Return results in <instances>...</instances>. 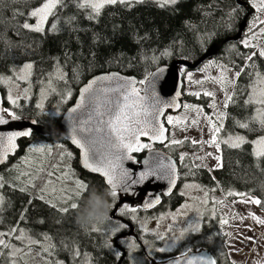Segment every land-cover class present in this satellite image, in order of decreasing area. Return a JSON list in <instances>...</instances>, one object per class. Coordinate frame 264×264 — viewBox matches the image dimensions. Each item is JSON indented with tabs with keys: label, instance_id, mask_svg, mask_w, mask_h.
<instances>
[{
	"label": "snow or ice",
	"instance_id": "1",
	"mask_svg": "<svg viewBox=\"0 0 264 264\" xmlns=\"http://www.w3.org/2000/svg\"><path fill=\"white\" fill-rule=\"evenodd\" d=\"M147 0H12L13 7L19 9L23 6L24 10L13 11V15H18L22 18V23L18 24V28L26 30L31 33H45V25H48L49 34H57L62 29L59 27L61 23L72 26L77 21L78 15L82 14L83 18L99 23L100 17L104 10L110 6L122 5L131 9L136 4L146 3ZM160 7L168 5H175L180 0H153ZM251 7L255 10L252 23L247 26V38L243 39L241 43L244 48L255 49L251 53H240L241 60L247 61L246 66L239 67L235 72L234 78L229 79L226 75L231 69L226 65L219 64L216 61H210L208 67L215 66L219 72V77H208L212 83L218 84L221 91L224 93L222 108L219 107L215 101L216 93L214 91H196L190 93L199 98L201 95L211 97L212 101L208 107L213 111L212 113H204L203 107H196L189 104H184L182 107L194 113L192 119L184 117H173L171 114L166 115V109H179L181 105L176 103L175 99H165L157 91L156 81L159 79V70L150 73L145 79H134L120 75L119 73H105L103 75L94 76L79 89L78 100L74 107L67 110L68 120L71 124L70 132L67 139L80 150L79 161L81 166L90 173L101 175L109 190L111 198L117 197V189L127 195H138V189L143 187L147 182L152 181H167V191L165 195H170L177 183V165L172 158L154 147L156 143H160L165 147L171 148L173 145H183L190 142L192 145L197 143H205L209 147H215L217 152L221 151V144L227 145L232 149L244 150L245 145L251 147V151L247 154L254 158L256 167H258L262 174H264V71H261L254 57L264 59V47L259 44V36L264 35V28H258V25H264V20L259 18L260 13H264V0H249ZM71 4L77 12H74L66 19L60 15V9L67 8ZM244 11L243 6L238 3L233 5L226 15L228 16L227 26H231L232 21L237 15ZM109 15H114L109 13ZM53 21L49 24V18ZM34 20V23L29 21ZM223 20V18H222ZM118 26L113 25V32L115 33ZM86 31L79 27H70L69 32L78 33ZM20 33L17 32V35ZM0 39H3L0 36ZM80 48H83V43L79 35L74 37ZM256 41V43H253ZM139 42V41H136ZM98 43H110V40L105 37L101 39L99 33L93 31L92 47L89 49V55L92 60H89V67L93 66V62L97 56L95 50ZM31 47V45H29ZM233 49L236 45H231ZM164 55H171L165 50ZM80 55L83 53L81 51ZM63 57L66 63L73 62V54L68 50L65 44V51ZM34 65L32 62L21 63L18 66L9 70V74H0V85L15 86L18 91L14 96L11 93V88L7 93V101L10 107L0 106V126H6L12 122H20L22 116L17 113V109L22 108L21 99H28V87L20 88V82L25 85L33 83L31 80L32 69ZM76 65L73 66V76L69 79L67 71L63 70L60 64V59L56 58L54 62V71L50 72L45 78L47 84L41 82L40 86L45 88L46 92L58 94L63 102L72 96L71 82H79V73ZM204 69H201L203 71ZM189 82L192 81V76L185 72ZM242 75H247L249 83L244 87L235 84V79ZM39 79V78H37ZM197 85H202L204 80L194 81ZM229 86H232V92H229ZM180 93H176L179 96ZM243 95L244 98L240 101V105L245 110L251 109L255 114H250L247 117H242L239 120H233V125L236 128L245 130L244 134L229 133L226 138H222L220 133L224 131V121L232 117L225 111L229 105L236 104V96ZM42 108V104L37 105ZM201 116H203L204 126L210 130V139L203 142L196 140L188 141L176 139L175 133L166 124L172 128H178L180 131H187L189 125H200ZM33 123H35L33 121ZM203 130V127L201 128ZM254 133L253 139H248L247 134ZM32 135L31 129L22 130H0V164H3L10 155H14L18 150V140L20 138H28ZM146 138V142L144 139ZM167 141V143H165ZM147 150L148 156L146 159H138L134 153H141ZM52 148L29 147L28 155L21 160V165H27L30 170H21V166L17 165L14 170L17 175L14 181H19L24 184V187H19V191L25 192L28 187L36 189L41 193L38 197L40 200H45V193L49 185L54 184L52 177L55 176L56 181L67 180L69 176L72 178L73 184L77 189L85 191L88 184L81 181L72 170L71 165L67 166V171L61 167L65 162V158L71 160L73 153L62 150L57 154L55 160L50 159ZM32 154H39L42 159H36ZM207 156H213L212 153H207ZM217 161V168H222V157L216 155L213 157ZM181 162L189 159L187 154L179 156ZM195 159L203 160L202 157H195ZM130 165V166H126ZM59 173V175H57ZM195 175V172H192ZM214 179V178H213ZM7 181L3 175H0V189L5 188ZM186 189L191 185H185ZM199 187V186H196ZM216 185L212 191L219 189ZM205 192V200L201 203H207L208 189L200 188ZM55 192V188H53ZM180 195H185L181 192ZM225 197H239L233 203L240 204H254L260 206L262 198L253 196L251 191H237L235 189H224ZM4 203V196L0 195V205ZM49 203V201H45ZM161 203L160 196L148 191L145 192V199L142 201L141 207L144 210L154 208ZM214 205H223L224 200H214ZM81 205L72 203L70 209L77 211ZM52 208H56L55 203H51ZM188 205H184L187 208ZM69 208H62L59 211L67 213ZM26 213V209L23 210ZM137 207H130L127 203L120 208V216L123 217L126 212L136 213ZM215 211V209H214ZM183 212V209H181ZM258 223L264 224V220L255 217ZM243 219V217H241ZM21 221L27 219L26 215L20 217ZM133 219H136L133 216ZM172 219H176L173 215ZM43 224L45 221L39 219L37 221ZM107 227L103 231L104 236L111 234L116 237L115 243L127 245L130 252L136 251L140 246L136 244L135 240L130 241L127 237L121 238L119 234L124 232L127 225L124 224L120 218L109 216L107 219ZM222 224L227 225L228 219H221ZM143 231L148 229L143 227ZM91 232H100L98 226L90 227ZM173 231L172 228L168 229ZM200 227L193 221L189 227L180 232L177 237H170L166 242V247H160L155 251L160 253L170 252L176 245L178 240H182L186 233L199 232ZM159 240H165V236L159 232L155 233ZM11 237L12 241H19L21 245L31 248L32 245H39L45 254L51 255L56 251V244L51 243L52 237L47 233L42 235V238L37 239L30 236L24 228L12 226L8 231H0V256L5 259L11 258V264H18L17 257L25 251V247H18L15 243L10 242L7 238ZM62 248H67V251L72 253L71 259L76 260L82 258L84 264H91L90 257L86 253H81L78 248H73L61 242ZM135 245V247H133ZM106 247L111 251L114 258L119 261L122 259L121 251L112 247L111 243L106 242ZM137 264L141 262L136 258ZM51 264H64L63 261L53 260ZM170 264H217L216 260L209 256L194 254L191 247L183 246L180 250V255L176 256Z\"/></svg>",
	"mask_w": 264,
	"mask_h": 264
},
{
	"label": "trees",
	"instance_id": "2",
	"mask_svg": "<svg viewBox=\"0 0 264 264\" xmlns=\"http://www.w3.org/2000/svg\"><path fill=\"white\" fill-rule=\"evenodd\" d=\"M237 3L243 6L244 11L235 17L229 27L227 26L228 16L226 13ZM20 10H24L23 6L19 9L14 8L12 0H0V36L3 37V39H0V74H9L10 69L21 63H33L32 78L35 95L33 94L34 96L30 100L21 99L22 108L17 109V113L22 118H35L40 124L47 127L60 125L63 113L74 103L80 87L98 74L118 71L126 75L135 76L139 80L145 79L159 66L170 64L174 60L195 61L199 59L213 44L220 45L219 52L213 58L206 60L203 65L210 60H214L237 71L239 67L246 66L248 63L241 60L239 54L251 53L255 50L253 48H244L241 43L245 38L246 30L241 39L225 42L228 37L238 33L240 24L246 15L253 12L248 18L249 24V20L254 14V9L251 7L249 0H240V2L238 0H180L179 3L166 7H160L153 0H147L146 3L136 4L131 9L118 4L107 7L100 17L99 23L90 22L80 14L72 26L65 25L62 22L59 25L62 30L57 34H49L48 25H45V33L43 35L18 28V24L22 23V18L18 15L14 16L13 11ZM59 11L63 21V19L78 10L69 4L67 8ZM109 13L114 15H109ZM52 21L53 18L50 17L48 23L51 24ZM29 22L33 23L34 20ZM113 25L118 26L115 33L113 32ZM70 27H79L86 31L70 34ZM93 31L99 33L101 39L107 37L110 43H98L95 48L97 56L93 66L89 67V60H92L89 55V49L92 47ZM17 32L20 34L17 35ZM76 35H79L83 43L82 49L74 39ZM65 44H67L68 50L73 54V62L66 63L64 60ZM233 44L236 45L235 49L231 47ZM165 50L170 52L171 55H164ZM81 51L83 53L82 56L80 55ZM56 58L60 59V64L63 70L68 72L70 80L73 76V66H78L79 82H71L70 87L73 94L69 101L63 102L58 94L49 92L45 102L42 104L43 107L38 108L37 105L40 103L38 102L37 93L42 87L40 86L41 82H44L45 85L47 84L45 78L50 72L54 71ZM254 59L258 68L264 71V59L259 57H254ZM203 65L200 67H203ZM181 70L185 76L188 68L181 66ZM248 83V76L242 75L235 84L244 87ZM0 89L5 97V88L0 85ZM243 98V95H237V103L229 105L225 110L232 118L224 121V131L220 133L222 138H226L227 134L233 132L244 134L245 130L234 127L233 120H239L242 117L255 114L250 108L245 110L239 106ZM211 101V97L201 95L197 98L184 91L183 105L189 104L203 107L204 113H212L213 110L208 107ZM4 104L5 107H10L6 98ZM58 107H63L60 115L55 113ZM247 137L254 138L255 134L248 133ZM37 138H41V136L33 133L29 140H22L17 155L14 158H10L0 170L26 152V145ZM48 140L55 141V145H60L58 147L61 150L68 148V143L59 137H51ZM187 140L191 141L190 139ZM177 146L180 150H185L184 154L186 153L189 157V159L184 161V164L186 165L187 162L191 163L187 167V171L189 170L193 180L200 182L208 190L212 186L219 185L220 187L216 191L219 192L221 190V193H224V189L251 191L253 196L262 198V204L258 207L264 212V174L256 167L254 158L247 154L251 151L249 145H245L244 150L241 151L221 144V157L224 166L214 171L217 181L213 179V175L207 169L195 165V157L200 150L198 143L192 145L190 142H186L182 146ZM164 149L177 157V153L173 152L171 148L165 147ZM57 154L55 150L50 159L55 160ZM139 157L141 158L142 155H139ZM68 161L70 160L65 158L64 164ZM8 171L7 168L6 172ZM192 172H195V175ZM80 178L88 184L87 190L76 201L80 205L93 188L98 191H103L107 188L100 176L84 172L80 174ZM20 185L23 187L22 183L18 184V186ZM2 191L4 203L0 207V218L8 219L2 222L4 228L9 229L12 226H18L24 227L28 231L31 228L30 236L33 238L40 239L43 234L47 233L52 237L51 243L56 244V251L51 255L45 254L39 245H33L34 253L38 254L40 262L27 263L18 256V264H51L53 260L63 261L64 264H80L83 260L82 258L72 260V255H66L67 253L64 252L65 250L67 251V248L61 250L62 241L66 245L78 248L81 253L91 251L94 264H115L111 251L105 247L103 233L101 231L91 232L90 228L86 231L79 228L75 223L76 212L70 208L67 213L59 211L64 206H58L57 203L60 201L57 199V207L52 208L50 202L45 203V201H48L46 196L45 200L33 199L35 195L38 197L41 195L36 189L29 188L25 192H21L19 188L6 185ZM29 193H32V196H29ZM227 198L233 200L236 197ZM67 207H70V205H67ZM25 209L27 210L26 213L23 211ZM10 213L11 216L8 217ZM22 215H26L27 219L21 221L20 217ZM39 219H43L45 222L40 224L37 222ZM210 226L211 222L209 225L206 223L203 228L206 247L213 252L218 264H236L230 257L225 235L220 232L219 228L218 233L214 236L209 231L211 230V228L209 229ZM213 237H215L217 245H215L216 243L207 242L208 240L212 241ZM146 244L145 247L147 246ZM26 249L29 248L26 247ZM176 250L180 252L181 249ZM149 253L147 249L146 254L149 255ZM146 254L143 253L141 256L143 264H149ZM131 257L130 254L129 261L127 258L123 264H137L135 263L136 261H132ZM165 259L166 257L162 259L158 255L156 258L157 261ZM8 264L11 263L9 262Z\"/></svg>",
	"mask_w": 264,
	"mask_h": 264
},
{
	"label": "rangeland",
	"instance_id": "3",
	"mask_svg": "<svg viewBox=\"0 0 264 264\" xmlns=\"http://www.w3.org/2000/svg\"><path fill=\"white\" fill-rule=\"evenodd\" d=\"M255 11V10H254ZM253 13V12H251ZM254 16V14H253ZM252 18L249 20V24L252 23ZM259 18L261 20H264V13L259 14ZM35 22V21H34ZM33 22V23H34ZM247 24V26L249 25ZM258 28H264V25H258ZM248 28L246 27L245 33H247ZM247 36L245 34L246 39ZM253 43H256V41H253ZM259 44L264 47V35L259 36ZM213 58V57H212ZM211 59V58H210ZM209 60V59H208ZM214 61V60H210ZM208 61L203 67L197 68V69H188L186 72L192 76V81L189 82L187 79V76H184V91L185 93H192L196 91L203 92L205 90L207 91H214L216 93L215 101L219 107H222L223 99H224V93L221 91V87L218 84L212 83L208 77H219L220 70L215 67H208ZM201 69H204L201 71ZM231 70L226 73L229 79L234 78L236 70L230 68ZM32 75H33V69H32ZM31 75V80L33 81ZM196 80H204V83L202 85H197L194 83ZM237 79H235L236 82ZM5 90V98L7 99V93L9 91V88H11V93L15 96L17 94L18 89L15 86H9V85H2ZM25 86L28 87V99L30 100L35 95L34 85L31 83L30 85H25L24 82H20V88H24ZM232 86H229L228 91L231 92ZM34 94V95H33ZM38 94V102L40 104H43L49 94V92L45 91V88L42 86ZM71 98V97H70ZM70 98H67L69 101ZM66 100V101H67ZM65 106V105H64ZM193 106V105H192ZM197 107V106H196ZM63 107L56 108L55 113L56 115H60L62 113ZM173 115V117H184L187 116L188 119H192L194 117V113L190 112L187 109H182L178 113H169ZM203 127V130L201 128ZM170 130L175 133L176 139H190V140H196L198 142L207 141L210 139V130L207 126H204V120L203 116H201V122L200 125H189L187 128V131H180L178 128H172L169 126ZM51 138V137H50ZM248 138V137H247ZM49 138H44L41 136V138H37L36 140H32L29 144L26 145L24 153L19 155L15 160L10 162L7 167L0 170V175H3L5 177V180L7 181V185H10L14 188H19L18 184L19 181H14V178L17 175V171L14 170L17 165L21 166V170H30L27 165H21V160L28 155V148L29 147H41L44 146L46 148H52V154H54V151L56 150V154L59 150H61L57 144L55 145V141L48 140ZM253 139V138H248ZM200 145V150L197 152V156L202 157L203 160L196 159V162L199 166L204 167L207 169L212 175H214L215 169H217V161L213 158L216 155L221 156V151L217 152L215 147H209L205 143H198ZM67 151L68 148H66ZM62 151V150H61ZM27 153V154H26ZM207 153H212L213 156H207ZM36 159H42L39 154H32ZM196 156V157H197ZM57 157V156H56ZM14 158V157H13ZM71 165L70 161L67 163H63L61 165L62 168H64L67 171V166ZM8 168V172H6V169ZM59 175V173L57 174ZM52 180L54 181V184L49 185L47 192L44 194L46 198H48V201L50 203L56 204V199L60 202H58V206H64L67 207V205H71L72 203H76L78 197L82 193L81 190L77 189L76 186L72 182L71 176L67 180L63 181H56L55 176L52 177ZM18 183V184H17ZM23 187L25 186L22 184ZM22 187V186H21ZM31 188L28 187L27 190ZM53 188H55V192H53ZM0 195H3L2 189H0ZM205 192L201 191L198 188H191L188 191V201L185 203V205H188L187 208L180 207L179 211L175 212H164L162 213L158 219L148 218L147 216L142 215H135L136 219H133L137 224L138 227L141 229V235L145 239L143 242L147 241L146 243H149L152 246H156L157 248L160 247H166V242L169 240L170 237H177L179 236L180 232L183 231L185 228H187L193 221L200 225L201 221V214L203 213L202 209V201L205 200ZM220 199L224 200L223 205H215V209L217 214L221 219H228L229 223L227 225L222 224L220 222L219 228L220 232L225 235L226 237V245L230 254V257L236 264H252V261L256 259L258 256H264V224L258 223L257 219L254 218L253 215L255 214V217H258L260 220H264V212L254 204L246 203V204H240V203H233V201L238 200L239 197H236L233 200H229L227 197L224 196V193H221V190L215 193V200ZM0 205V207H2ZM181 209H183V212H181ZM175 215L176 219H172V216ZM11 216V213L8 217ZM133 217V216H132ZM243 217V219L241 218ZM6 218L1 219L0 218V231H8L7 228H4L2 226V222H5ZM107 224V222L105 223ZM141 224H143L144 228H147L148 231H143ZM24 228V227H21ZM172 228L173 231L169 232L168 229ZM27 233L30 235L32 229L30 228L29 231L24 228ZM159 232L160 234L165 236V240H159L155 233ZM189 233H186L184 240ZM150 236V237H148ZM10 242L15 243L18 247H25L24 245H21L19 241H12L11 237L7 238ZM182 240H178L176 245L172 248L174 250ZM144 242V243H145ZM145 245V244H144ZM148 247V245H147ZM156 248V249H157ZM171 250V251H172ZM0 251H3V249H0ZM132 257H136L135 253L132 252ZM23 261L27 263H39L40 259L38 254L33 250V245L30 249H26L23 253L19 256ZM131 257V259H132ZM141 264H143L142 257H136ZM132 261L137 260L132 259ZM11 263V258L5 259L4 257L0 256V264H8ZM46 262L49 263L48 260ZM80 264H84V260Z\"/></svg>",
	"mask_w": 264,
	"mask_h": 264
},
{
	"label": "flooded vegetation",
	"instance_id": "4",
	"mask_svg": "<svg viewBox=\"0 0 264 264\" xmlns=\"http://www.w3.org/2000/svg\"><path fill=\"white\" fill-rule=\"evenodd\" d=\"M67 147H68V150L73 153V158L70 160V163H71V168L76 173V176L81 180L80 174L85 172V173H88L91 175V173L84 170V168L81 166V163L79 161V151L76 148H74L73 146H71L69 143L67 144ZM154 147L156 148L158 146H154ZM160 148L165 150L164 149L165 146H162ZM171 149L173 150V152L177 153V157L173 153L168 152L167 150H165V151L168 152L169 154H171L175 158V160L177 161V164L179 167L178 184H177L175 190L170 195L163 196L162 202L159 205L155 206L154 208L144 210L141 207L142 201L144 200L143 195L136 198V196L127 195V194L122 193L121 191H117V197L115 199L111 198L112 208H111V211L109 213V216L118 217L121 219V221L124 224L127 225V228L124 230V232H122L119 235L121 236V238L127 237L130 241L135 240L136 244H138L140 246L136 251H134L136 257L141 258L143 253L146 254L147 249H148V251L150 253H149V255L148 254H146V255L148 256V259H149L148 263L149 264H156L158 262H164V261L170 260L172 258H175L176 256H179L180 252H178L176 249H182V245L187 246V247H191L193 249V252H198V251H201L204 249H208L205 245V241H204L205 233L203 231L204 225L206 223L209 225L211 222V226L209 227V229L211 228V230H209V231L212 232L214 236H216V234L219 231L218 229H219V224H220V217L216 212L215 205L213 204V201L215 200L216 191H212V189L214 188V186H212L209 188V190L207 192L208 202L202 204L203 213L201 214V221H200V225H199L200 231L199 232H190L187 235V237L184 240H182L181 243L174 250H172L170 252H166V253L157 252V251H155V249L157 248L156 246H152L149 243L146 244L143 242V240L145 238L142 237L141 232H140L141 229L138 227V224L133 220L132 216H135L138 214V215H142V216H147L148 218L158 219V218H160L159 216L164 212L174 211V213H175V212L179 211L180 207H184L185 203L188 201L187 195H188V191L191 188H198V189L204 188L200 182L193 180L191 174L189 173V170L187 171V167H189L191 163L187 162L185 165L184 161L183 162L180 161L179 156L182 153L184 154L185 150H180L177 145L172 146ZM195 165L199 166L197 164V162H195ZM185 185H191V187H188L186 189L184 187ZM196 186H199V187H196ZM83 192L84 191H82L81 194H83ZM181 192H184L185 195H183V196L180 195ZM28 195L32 196V193H29ZM124 198H126L127 200L123 204L127 203L130 207H133V206L137 207L138 211L136 213L126 212L124 214V216L121 217L120 216V208L123 206V204H122L117 209L114 216H112V212L114 211V209L116 208L118 203L121 200H123ZM33 199H38V196L35 195L33 197ZM63 208H70V207H63ZM214 209H215V211H214ZM132 226L134 227V233H132L129 236H126V234L131 230ZM98 227H100L101 232L103 233L104 229L107 227V224H101V225H98ZM148 237H150V236H148ZM103 240H104L105 247H106V242H107V243H111L112 247L121 251V253H123V250H125V252H126L125 260H127V258H128V261H129V256H130V254H132V252L129 254L130 250H129L127 245L115 243L116 237H113L111 234H109L108 236H104ZM207 242H211V243L215 244L216 239H215V237H213L212 241L208 240ZM144 244L148 245V247L146 246L147 247L146 248ZM215 245H217V243ZM133 247H135V245H133ZM106 248H108V247H106ZM208 250H210V249H208ZM64 252L67 253L66 255H69V256L72 255L71 252H67L66 250ZM210 252L213 254V252L211 250H210ZM85 253L88 254V256L90 257L91 264H94L92 261V259H93L92 252L86 251ZM157 255L162 259L166 257V259L162 260V261H157L156 260ZM213 256L215 257L214 254H213ZM113 259H114L115 264H117L118 261L114 258V256H113ZM215 259H216V262L218 264V260L216 257H215ZM125 260H124V262H125Z\"/></svg>",
	"mask_w": 264,
	"mask_h": 264
},
{
	"label": "water",
	"instance_id": "5",
	"mask_svg": "<svg viewBox=\"0 0 264 264\" xmlns=\"http://www.w3.org/2000/svg\"><path fill=\"white\" fill-rule=\"evenodd\" d=\"M240 2V0H238ZM251 12L246 15V17L244 18V20L242 21V23L240 24L239 27V31L236 35L232 36V37H228L225 42H229V41H237L239 39H241L243 37V33L246 30L247 24H248V18L250 17ZM219 48L220 45L219 44H213L206 52L203 56H201L199 59L195 60V61H187V60H182V59H177L172 61L170 64H164L159 66L157 69H155L152 73L157 72L159 70H163L162 72H160V76L159 79L156 81V85H157V91L159 92V94L165 98V99H175L176 103L181 105V108L179 109H166V115L169 113H177L179 111L182 110V105H183V100H184V74L183 71L181 70V66H185L188 69H197L198 67H200L206 60L214 57L215 55L218 54L219 52ZM106 73H119L122 76L128 77V78H134L139 80L137 77L132 76V75H126L123 73H120L118 71H111V72H106ZM105 73H101L98 75H103ZM96 75V76H98ZM93 78V77H92ZM91 79V78H90ZM89 79V80H90ZM176 93H180L179 96H176ZM79 94V92H78ZM78 94L74 100V103L68 108H72L75 106L77 100H78ZM4 93L3 91L0 89V106L5 107L4 104ZM67 109V110H68ZM67 110L63 113L62 118H61V123L59 126L56 127H47L44 126L42 124H40L37 119L35 118H22V120L20 122H12L6 126H0V130H4V131H9V130H22V129H31L32 130V134L33 133H37L38 135L44 137V138H50V137H59L64 139L65 141H67L71 146H73L74 148H76L69 139H67L68 134L70 132V128H71V124L68 120V112ZM33 121L35 123H33ZM166 127L169 128V126L166 124ZM32 137V135L28 138H20L18 140V150L15 152L14 155H10L9 158L3 163L0 164V168L3 167V165L10 159L13 158L17 155L19 149H20V142L22 140H29ZM145 140L146 142V138H142ZM165 143H167V141H165ZM154 146H158L155 149L157 151L163 152L167 155H169L173 162L176 163L177 165V183L176 186L178 184V176H179V167L177 164V161L175 160V158L169 154L168 152H166L165 150H163L162 144L160 143H156ZM77 149V148H76ZM79 151L80 154V150L77 149ZM133 155H135L138 159H146L148 156V152L147 150L141 152V153H134ZM139 155H142L141 158H139ZM126 166H130V165H126ZM85 170V169H84ZM87 171V170H86ZM89 172V171H88ZM90 173V172H89ZM97 176H100L101 178H103L101 175L96 174V173H91ZM104 179V178H103ZM214 179L216 180V178L214 177ZM105 181V180H104ZM176 188V187H175ZM175 188L172 190V192L175 190ZM117 191H120V189H117ZM151 191L157 195L160 196L161 202H162V198L163 196H168L165 195L164 193L167 191V181H152V182H147L143 187H140L138 189V195H136V198L140 197L141 195L144 196L145 199V192ZM171 192V193H172ZM127 199L124 198L123 200H121L118 205L116 206V208L114 209V211L112 212V216H114L115 212L117 211V209L126 201ZM157 206V205H156ZM132 233H134V227H131V230L126 234V236L131 235ZM194 254L197 255H204V256H209L212 259L216 260L215 257L213 256V254L210 252V250L208 249H204L198 252H194ZM126 258V252L125 250H123L122 253V259L118 261L117 264H123L124 260ZM174 258L164 261V262H158L156 264H170V261H172Z\"/></svg>",
	"mask_w": 264,
	"mask_h": 264
},
{
	"label": "clouds",
	"instance_id": "6",
	"mask_svg": "<svg viewBox=\"0 0 264 264\" xmlns=\"http://www.w3.org/2000/svg\"><path fill=\"white\" fill-rule=\"evenodd\" d=\"M111 207L109 190L106 188L103 191H98L93 188L77 209L75 223L85 231L90 227L104 224L109 217ZM252 264H264V256H258L252 261Z\"/></svg>",
	"mask_w": 264,
	"mask_h": 264
}]
</instances>
